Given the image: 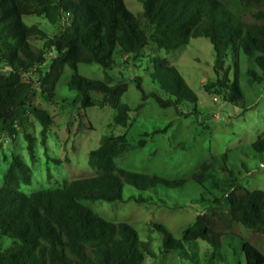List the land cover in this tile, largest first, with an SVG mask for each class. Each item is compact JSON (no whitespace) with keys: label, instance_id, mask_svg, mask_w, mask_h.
Wrapping results in <instances>:
<instances>
[{"label":"trees","instance_id":"1","mask_svg":"<svg viewBox=\"0 0 264 264\" xmlns=\"http://www.w3.org/2000/svg\"><path fill=\"white\" fill-rule=\"evenodd\" d=\"M147 25L144 30L126 9L123 0H0V133L11 138L17 129L25 130L28 117L40 126L39 143L46 147L50 128L55 124L44 110L30 102L33 83L21 75L38 74L40 97L50 101L64 67L96 64L103 70V80H90L76 73L66 83L75 96L64 108L103 109L111 105L113 124L126 127L129 114L143 109L152 99L160 109H173L184 118L200 116L197 97L178 72L157 56L188 45L192 39H205L213 49L215 68L222 69L227 54L239 55L257 70L247 76L256 83L264 81V0H137ZM43 18L49 24L66 18L64 34L48 40L38 25H25L23 17ZM31 39L44 41L41 48ZM52 54L46 71L41 66ZM148 58L150 75L157 89L146 93L140 80H134L140 102L120 104L126 83L115 84L112 71L117 61L140 62ZM125 64L127 62H124ZM234 80L226 76L204 86L221 96L224 103L243 107L244 99ZM91 94L98 97L92 98ZM26 150L34 160L35 140L24 134ZM142 145V143H140ZM253 154H264V137L249 146ZM130 149L125 135L100 139L97 148L87 154L92 173L64 182L60 188L39 190L25 195L20 185H29V167L12 156L0 187V238L10 245L0 251V264H142L153 257L150 242L141 240L124 222L112 223L94 214L82 202H123L124 187L136 194L128 201L147 204L156 196L180 191L195 184L211 197L210 205L196 216L180 239L162 224L151 229L160 235L158 251L178 254L194 262L187 249L202 241L211 247V256L221 259V242L238 224L250 233L240 240L244 264H264V191L249 192L226 166L221 154L201 164L194 172L178 179H163L132 172L116 165V159ZM55 164L61 160L52 159ZM217 194H214V193ZM205 201V200H203ZM260 247L263 252L259 251Z\"/></svg>","mask_w":264,"mask_h":264},{"label":"rangeland","instance_id":"2","mask_svg":"<svg viewBox=\"0 0 264 264\" xmlns=\"http://www.w3.org/2000/svg\"><path fill=\"white\" fill-rule=\"evenodd\" d=\"M123 2L141 28L146 30L137 0ZM66 21L65 18L61 23L52 25L35 16L22 18L27 26L38 25L47 34L48 40L59 39L64 34ZM30 41L36 48H41L44 43L40 39ZM157 56L178 72L197 97L200 116L180 117L173 109H160L152 99H148L143 109L129 114L126 127L115 126L111 105L103 109L84 110L63 107L75 96V92L66 87L72 75L76 73L101 81L103 70L98 65H79L75 71L64 67L50 101L40 97L38 74L34 69L32 74L21 75L22 80L33 83L29 101L44 110L55 125L50 128L46 147L39 143L40 126L30 117L25 130L17 129L13 137L0 133V187L12 156L20 157L29 167L31 182L20 185L18 189L28 195L39 190L57 189L64 182L91 174L92 170L87 165L88 152L97 148L103 137L125 135L130 149L116 159V165L123 169L167 180L178 179L194 172L206 161L225 154L227 168L234 172L246 190L264 191V154H253L249 148L257 138L264 137V81L256 83L247 76V72L257 69L242 55L235 60L231 53L227 54L222 69L215 68L212 46L201 38L192 39L187 46L172 52L160 51ZM51 57L52 54L46 56L42 72L46 71ZM233 63H236V81L244 99L243 107L224 103L221 96L213 91L216 87L210 91L204 89L206 84H215L223 75L230 84L234 80ZM151 74L152 65L148 58L140 62L117 61L112 71L116 79L111 84L120 80L126 83V92L120 96L119 103L134 106L140 102L134 80H140L144 92L156 91ZM91 97L98 95L91 94ZM24 134L35 140L34 160L27 153ZM52 159H59L61 163L55 164ZM132 194H136L134 189L124 187V201L121 203L82 202V205L108 222L128 224L141 240L150 242L154 256L145 257L142 264H244L240 240L248 241L250 233L238 224L227 232L235 235L221 242L223 259L218 254L211 256V247L202 241L193 243L192 248L187 249L194 262L178 254L158 251L160 235L151 229L153 224L164 225L174 238L180 239L182 231L210 205L211 197L195 184H187L180 191L161 197L163 203L155 196L147 204H137L128 201ZM10 243L9 239L0 238V251ZM257 249L263 252L260 247Z\"/></svg>","mask_w":264,"mask_h":264}]
</instances>
